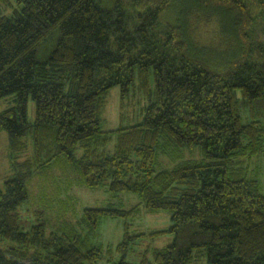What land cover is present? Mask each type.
<instances>
[{"label":"trees","instance_id":"16d2710c","mask_svg":"<svg viewBox=\"0 0 264 264\" xmlns=\"http://www.w3.org/2000/svg\"><path fill=\"white\" fill-rule=\"evenodd\" d=\"M14 1L0 16V99L16 102L0 113L12 160L0 188V264H99L102 249L79 227L90 233L103 217L129 220L142 209L169 212L172 226L149 235L174 239L139 264H197L205 256L206 264H264V191L253 169L264 159V0ZM116 86L122 115L138 97L143 120L106 131ZM31 144L34 155L25 157ZM198 147L199 159L156 168L160 153ZM56 161L87 188L139 203L85 208L77 225L65 219L61 233L48 234L47 212L29 206V185ZM28 213L36 222L26 228ZM130 226L124 253L146 235H130Z\"/></svg>","mask_w":264,"mask_h":264},{"label":"rangeland","instance_id":"374dc122","mask_svg":"<svg viewBox=\"0 0 264 264\" xmlns=\"http://www.w3.org/2000/svg\"><path fill=\"white\" fill-rule=\"evenodd\" d=\"M129 1V0H125ZM115 0H103L105 6L114 5ZM15 1L11 3L1 5L0 16L9 15L12 11V7ZM261 29V28H260ZM260 40H264V35L261 34ZM131 101L124 107V115H122L121 109V89L119 86L113 87L107 98V105L104 111V125L103 129L106 131L115 130L123 126H129L135 123L134 121L143 120V115L140 114L142 104L138 102V97L132 98ZM16 105L15 96H8L0 99V113L8 109L13 108ZM144 105V104H143ZM36 114V105L32 98L28 102V118L31 122H34ZM244 120H248V116L244 114ZM264 123V118L262 119ZM113 145H110V148ZM25 150V157L33 154V144L27 147ZM113 148V147H112ZM202 149L195 148L189 150L183 148V150L175 149L174 151L167 150L162 152L158 156V163L156 168L158 170L168 169L173 167L178 160H195L202 156ZM29 153V155H28ZM11 151L9 149V137L4 131H0V188H3L4 182L11 178ZM60 162V164H59ZM48 170L41 175L32 178L29 185V191L32 195L29 206L31 211L35 209H42L46 211L47 215L45 221L47 223V233L51 231L61 233L62 230L57 231L58 225L65 219L72 224L78 223L84 217L85 208H104L114 206L117 208L129 210L139 203L138 197L132 194H114L109 191L107 187H101L96 189H90L83 185L82 177L79 173L72 171V169L65 165L62 161H56ZM260 173L261 184L264 191V159L259 167L253 168ZM65 175H62V174ZM55 177L59 178L58 184L61 188H56V185L51 183V180ZM54 181V180H52ZM70 186L71 189L68 190ZM60 189V190H59ZM69 194H64L66 191ZM44 193L45 198L41 200V195ZM35 197H40V200H35ZM66 200L68 204H64V214L57 216L54 213L60 207V200ZM65 202V203H66ZM29 213L26 217V228L31 223H35L33 217ZM34 218H37L35 215ZM126 222L131 226L128 229L130 235L146 234L145 236H138L134 239V244L131 248L124 253L119 250V245L124 241L125 237V225ZM173 221L169 212L161 211L158 213L148 212L146 209H142L140 214L135 218L126 220L125 218H111L103 217L100 219L99 226L95 231L89 233L88 227H79V231L85 236H89L91 243L95 246H99L103 252V259L99 264H109L112 262H119L122 258L130 263L139 264L145 258L152 262L154 260V249H160L168 246L173 242V236L169 234L161 235L159 237H151L149 234L151 231L165 230L171 227ZM57 226V227H56ZM205 257L198 258L197 264H206Z\"/></svg>","mask_w":264,"mask_h":264}]
</instances>
